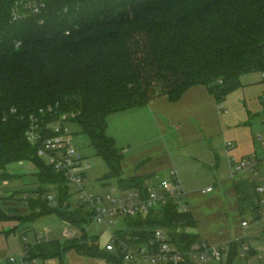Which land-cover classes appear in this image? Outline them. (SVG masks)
Segmentation results:
<instances>
[{
  "label": "trees",
  "instance_id": "16d2710c",
  "mask_svg": "<svg viewBox=\"0 0 264 264\" xmlns=\"http://www.w3.org/2000/svg\"><path fill=\"white\" fill-rule=\"evenodd\" d=\"M13 3L0 0V178L8 176V165L32 162L40 187L31 207L80 228L84 234L70 241L71 247L123 264L102 251L98 238L87 240L92 213L71 207L66 179L28 141L30 115L52 120L72 114L71 121L108 165L105 179L116 178L123 189H142L148 178L123 176V155L108 133L109 117L160 96L177 101L198 85L221 104L243 86L244 74H264V0H41L39 15L18 21H12ZM49 107L53 113L43 116L40 110ZM235 188L243 213V201L253 191L255 205L256 191L246 183ZM52 189L57 205L48 200ZM195 226L191 212L168 205L147 220H129L126 231L116 233L148 239L163 228L188 250L200 241L191 230ZM244 245L245 238L230 242L229 257L220 264L249 260L255 250L250 245L243 259ZM66 249L60 241L41 242L30 259L57 257L64 264Z\"/></svg>",
  "mask_w": 264,
  "mask_h": 264
},
{
  "label": "rangeland",
  "instance_id": "374dc122",
  "mask_svg": "<svg viewBox=\"0 0 264 264\" xmlns=\"http://www.w3.org/2000/svg\"><path fill=\"white\" fill-rule=\"evenodd\" d=\"M241 81L243 86L230 94L235 92L244 93L241 107L243 112L248 111L250 113L249 119L246 121H226L220 124L219 128L222 129L216 136L207 138L208 142L202 145L200 150L203 151L201 159L187 158L188 156L178 154L180 150L174 151L176 154L175 161L179 177L183 186L193 192L189 195L194 203V211L199 221L196 226L197 233L203 238L209 241L212 245H220L222 240L233 238L235 235L243 234L245 232V244H249L255 250V253L250 256L249 260H242V264H260L261 257L264 260V223L262 222V214L264 211V193L258 195L256 192V203L253 206L254 191L251 190V198L249 201H243L246 211L238 214L235 210L234 204L230 202L229 193V181L237 179L239 175H233L232 165L230 164L231 157L237 162H241L243 159L255 156L264 159V74L261 72H250L242 76ZM245 108V109H244ZM242 109H240L242 111ZM130 117V116H129ZM128 115H125V111L113 114L110 116L109 122V135L115 139L117 149L123 155L122 167L125 161L129 158L135 159L139 155V152L145 149V145L149 140H154L158 137L155 131V127L152 124L151 129L145 128V131L149 139H143L140 142L134 137L131 147L125 148V126L133 128L131 131L135 132L136 128L132 127V123ZM133 121V119L131 118ZM71 133L73 134V142L79 148L81 157L91 164L87 169V177L85 185L88 189L103 193L107 191L110 185H117L118 180L116 178L105 179L109 173V168L106 162L101 156L97 154L96 149L91 145L86 135L81 133V128L78 124H71ZM142 130V127H140ZM132 141V140H130ZM229 142H233L235 147L230 148L227 146ZM152 145V144H151ZM150 146V145H147ZM181 149L184 148L183 144H179ZM186 153V150H182ZM30 164V165H26ZM33 163L30 161H23L12 163L7 166L5 172L8 176L0 178V192L2 196H5L8 191H15L21 189L23 186L36 187L35 184L25 183L24 178L29 176H36L35 169L31 172L29 166ZM31 168H33L31 166ZM174 168V169H175ZM37 170V169H36ZM1 173V171H0ZM123 176L125 177V171L123 168ZM166 174L162 175V178ZM224 179L223 181H220ZM262 179V178H261ZM224 181H228L224 184ZM9 182V183H6ZM107 182V183H106ZM259 185H263L262 180H257ZM105 183V184H104ZM29 184V185H27ZM212 187L214 191L210 193H203V189ZM228 187V188H227ZM227 189V190H226ZM256 191V190H255ZM52 194L57 196L55 189H52ZM251 201V202H250ZM72 208H75L77 203L75 199H71ZM245 203L247 205H245ZM252 205V207H251ZM255 209V214L254 210ZM261 216V219L257 220ZM249 221L250 227L244 230L241 226V221ZM44 226V225H42ZM86 229L89 237L98 236L100 244L108 239L110 242L112 234L119 230H125L127 223L124 219H117L110 228L104 227L99 224H88ZM72 229L78 236L82 235L80 228H74L71 225H66L63 222L57 221L53 230L46 233L45 228H39V232L43 235H48L49 238L55 239L56 237H63L64 229ZM107 233V234H106ZM90 242H95V239H89ZM223 244V243H222ZM111 264H116L114 261H109ZM238 260L236 261V263ZM219 264V263H214Z\"/></svg>",
  "mask_w": 264,
  "mask_h": 264
},
{
  "label": "crops",
  "instance_id": "0c3cea01",
  "mask_svg": "<svg viewBox=\"0 0 264 264\" xmlns=\"http://www.w3.org/2000/svg\"><path fill=\"white\" fill-rule=\"evenodd\" d=\"M243 98V91H237L235 94H229L225 100L219 104L215 97L209 93L206 86L198 85L190 88L177 101H171L165 95L153 99L146 106L134 107L126 110L125 115H128V117L130 116L129 118L132 127L136 128V130L133 133V131H131L133 128L125 126V129H127L125 132V141L128 139L132 140L125 142V148L131 147V144L135 139L134 137H136L139 142L143 139L151 138L147 135L149 133L145 131V128L148 127L151 129L152 124L156 129L155 131H157L156 134L158 137L154 140H149L145 145V149L139 152V155L135 157L134 160L129 158L127 161L125 158L123 163L125 177H145L148 179H154L156 177L162 178L163 174H166L165 177H168L173 171L178 174V171L175 168L177 167L174 158L177 154L174 151L175 147L177 148L176 150H180L178 153L180 155L188 156L187 158L190 159H192V157L194 159H201L202 157L200 156H203V151L200 150L202 145L205 143L207 144V138L218 134L222 129V127L219 128L220 124H223L226 121L233 122L234 120L237 122H247L250 113H248V111L243 112V109L241 108L243 107L242 102H245ZM240 109H242V111ZM140 127H142V130ZM179 144H183L184 148L181 149L178 147ZM234 147L235 145L233 143V147L231 148ZM182 150H186V153H183ZM231 158L230 164L237 162L233 157ZM257 158L258 165L253 173L244 171L237 176H233L237 179L234 178L233 181H229L230 202L231 204H234L235 210L238 214H241V211L239 195L235 188L236 185L246 183L251 187H254L256 190V187L259 186L257 180L259 179L261 181L262 176H264V159H260L258 156ZM31 166L33 168H31ZM31 166L28 167L29 170L32 172L33 169H35L32 174L36 173V176L25 177L24 181L25 183L29 182V184H35V188L32 189L31 187L26 188L23 186L19 190L8 191L5 196H2V192H0V264H9V259L12 257L20 259L27 255L30 256V251L36 245L34 244L36 237L42 234L39 232V228H45L46 233H49L53 230L57 221L63 222L66 225H71L62 221L54 213L40 216V210H34L31 207L30 201L38 198L39 195L37 192L40 187L37 178L38 168L34 164ZM223 180L224 179L220 181ZM227 182L224 181V184ZM183 188L186 192L190 212L193 215L197 226L199 221L197 220L194 211V203L192 202L193 198L189 197L193 191L191 189L187 190L184 186ZM206 189H203L202 191ZM71 226L75 228L74 225ZM196 226L191 228V230L199 236L201 241L209 243L208 240L203 239L197 233ZM71 230L72 229L65 228L64 235L66 231ZM242 232L243 234L235 235L231 239L222 240L221 244L236 240L245 234L244 231ZM23 237L28 238V243L23 241ZM94 237L98 238V236H93L89 237V239ZM49 241H60L67 248L64 253V264H111L106 258L92 257L87 255L84 251H79L76 247H71L70 241L72 240L67 237L66 239H63V237L52 239L46 235L43 242ZM98 242L100 244L99 240ZM108 243L109 241L106 239L100 244L102 251H105V247ZM213 245L218 244L214 243ZM31 260L35 261V264L61 263L60 259L57 257H50L47 259L34 257Z\"/></svg>",
  "mask_w": 264,
  "mask_h": 264
},
{
  "label": "built area",
  "instance_id": "2783aa9c",
  "mask_svg": "<svg viewBox=\"0 0 264 264\" xmlns=\"http://www.w3.org/2000/svg\"><path fill=\"white\" fill-rule=\"evenodd\" d=\"M43 8L44 4L41 3V0H14L11 8L12 21L39 15ZM40 113L43 116L46 113H53V108L41 109ZM73 117L72 114H61L48 120L45 117L30 115V125L26 136L32 145L38 147V156L46 165L51 166L66 179L71 199H75L77 203L75 208L84 207L92 213L90 224L96 223L110 228L119 218L124 219L126 223L129 220H147L153 213L159 212L168 205H174L179 213L190 212L186 192L178 174L174 171L166 178L148 179L142 189H123L118 184H111L109 189L103 193L88 189L85 180L87 169L91 164L81 157L79 148L73 142V134L70 130ZM228 147H233V143L230 142ZM231 165L233 175L244 171L253 173L258 165V158L255 155ZM262 182V186L256 187L258 195L264 193V176H262ZM212 190L213 188L209 187L203 192L208 193ZM48 200L53 205L58 204L56 196L52 193L48 195ZM70 204L74 203L70 200ZM261 220L264 223V211ZM250 225L247 220L241 222L244 230L248 229ZM88 227L87 225L86 229ZM126 229L122 231H126ZM81 232V236H78L73 230L66 231L65 235L68 239L75 240L83 236L84 232L82 230ZM85 232L87 233V231ZM182 232H188V230ZM45 236L38 235L34 244L43 242ZM242 238H245V234L236 240ZM23 241L28 243V238L23 237ZM105 250L120 258L123 264H187L188 262L195 264H214L216 262L220 264L227 261L229 257L230 242L212 245L200 240L185 250L171 241L169 230L158 228L148 239H144L140 235L119 236L114 232ZM249 250L250 245H244L241 250L243 259ZM241 261L238 260L236 264H242ZM260 261V264H264L262 257ZM9 264H35V261H32L27 255L20 259L10 258Z\"/></svg>",
  "mask_w": 264,
  "mask_h": 264
},
{
  "label": "water",
  "instance_id": "95a60500",
  "mask_svg": "<svg viewBox=\"0 0 264 264\" xmlns=\"http://www.w3.org/2000/svg\"><path fill=\"white\" fill-rule=\"evenodd\" d=\"M86 243L85 242H83V245H85Z\"/></svg>",
  "mask_w": 264,
  "mask_h": 264
}]
</instances>
